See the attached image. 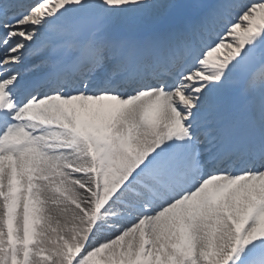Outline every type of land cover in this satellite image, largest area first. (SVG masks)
Returning a JSON list of instances; mask_svg holds the SVG:
<instances>
[{
    "label": "snow or ice",
    "instance_id": "1",
    "mask_svg": "<svg viewBox=\"0 0 264 264\" xmlns=\"http://www.w3.org/2000/svg\"><path fill=\"white\" fill-rule=\"evenodd\" d=\"M0 264H264V0H0Z\"/></svg>",
    "mask_w": 264,
    "mask_h": 264
},
{
    "label": "rangeland",
    "instance_id": "2",
    "mask_svg": "<svg viewBox=\"0 0 264 264\" xmlns=\"http://www.w3.org/2000/svg\"><path fill=\"white\" fill-rule=\"evenodd\" d=\"M27 64V63H26ZM26 64H24L22 67H21V71H27L28 69H30V67L29 66H27V68H25L24 66L26 65Z\"/></svg>",
    "mask_w": 264,
    "mask_h": 264
}]
</instances>
